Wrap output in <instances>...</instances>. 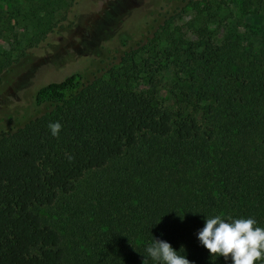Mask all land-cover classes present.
Returning a JSON list of instances; mask_svg holds the SVG:
<instances>
[{
  "label": "trees",
  "instance_id": "16d2710c",
  "mask_svg": "<svg viewBox=\"0 0 264 264\" xmlns=\"http://www.w3.org/2000/svg\"><path fill=\"white\" fill-rule=\"evenodd\" d=\"M214 5L175 0L156 14L149 38L158 43L187 8L200 17L210 10L215 15ZM121 10L112 3L99 19L82 25L86 48L96 42L112 48L98 72H75L39 87L30 105L16 108L0 128V264H157L146 257L154 238L169 242L191 264H232L230 256L212 255L199 242L205 218L251 216L264 227L260 96L254 92L244 100V86L229 88L228 96L234 92L242 104L222 115L223 100L211 124L202 125L164 106L155 92L133 90L134 60L143 42L130 43ZM42 11L32 12L31 48L57 26L52 11ZM259 37L264 43V31ZM217 57L218 52L205 62L209 68ZM226 67L229 77L243 75ZM220 83L213 90L220 92ZM231 101L225 99L228 106ZM57 121L62 128L53 137L48 125ZM110 166L115 173L106 192L65 242L38 209L72 193L86 173Z\"/></svg>",
  "mask_w": 264,
  "mask_h": 264
},
{
  "label": "rangeland",
  "instance_id": "374dc122",
  "mask_svg": "<svg viewBox=\"0 0 264 264\" xmlns=\"http://www.w3.org/2000/svg\"><path fill=\"white\" fill-rule=\"evenodd\" d=\"M174 2L0 0V108H4L0 109V128L16 108L26 109L30 105L39 87L61 81L75 72L93 74L107 63L105 58L112 55V48L101 42L86 48L87 33L82 25L99 19L101 10L112 3L122 8L120 14L127 23L130 43L143 42L134 60L133 90L155 92L164 106L172 111L181 110L202 125L211 124L215 108L223 100L222 115L237 107L239 100L234 92L230 105L225 102V99L232 100L228 96L229 88L237 90L244 86V100L255 92L263 101L261 109L264 108V43L259 37L264 31V0H212L217 13L214 15L210 10L200 17L187 8L156 45L149 38V28L158 20L156 14L165 12ZM43 8L52 11L57 26L31 48L27 39L32 35L31 23L36 22L32 12L41 16ZM116 50L119 52L117 47ZM217 52L218 57L211 61L209 68L205 62ZM224 66L232 68L230 73L238 71L243 75L229 77L222 70ZM219 81L223 88L231 83L227 90L222 88L216 92L213 83L219 84ZM209 107L211 111L207 110ZM117 163L123 166L125 159ZM114 173L111 166L86 173L72 193L61 195L53 205L40 208L37 213L69 243L67 234L80 222L85 223L89 211L98 204L100 193L106 192V181Z\"/></svg>",
  "mask_w": 264,
  "mask_h": 264
},
{
  "label": "clouds",
  "instance_id": "9594fccd",
  "mask_svg": "<svg viewBox=\"0 0 264 264\" xmlns=\"http://www.w3.org/2000/svg\"><path fill=\"white\" fill-rule=\"evenodd\" d=\"M53 137L59 135L60 122L49 123ZM206 217V216H205ZM197 238L212 255L231 258L232 264H255L264 259V227L258 225L254 217L231 218L213 215L205 218ZM147 256L157 264H191L183 254L161 239L146 247Z\"/></svg>",
  "mask_w": 264,
  "mask_h": 264
}]
</instances>
